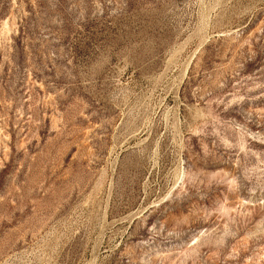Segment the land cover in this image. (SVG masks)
I'll return each mask as SVG.
<instances>
[{
	"label": "rangeland",
	"instance_id": "obj_1",
	"mask_svg": "<svg viewBox=\"0 0 264 264\" xmlns=\"http://www.w3.org/2000/svg\"><path fill=\"white\" fill-rule=\"evenodd\" d=\"M0 264H264V0H0Z\"/></svg>",
	"mask_w": 264,
	"mask_h": 264
}]
</instances>
